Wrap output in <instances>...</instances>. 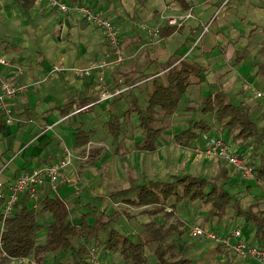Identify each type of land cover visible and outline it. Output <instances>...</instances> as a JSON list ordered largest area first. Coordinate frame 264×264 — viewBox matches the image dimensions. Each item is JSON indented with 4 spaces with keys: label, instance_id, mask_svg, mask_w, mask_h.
<instances>
[{
    "label": "trees",
    "instance_id": "obj_1",
    "mask_svg": "<svg viewBox=\"0 0 264 264\" xmlns=\"http://www.w3.org/2000/svg\"><path fill=\"white\" fill-rule=\"evenodd\" d=\"M35 1L14 0V3L20 9L29 10L35 5ZM182 2L183 8L189 7L186 0ZM176 27L161 26V36L172 33ZM230 45L233 46L230 53L236 54V59L240 60L244 56V50L235 47L233 41H230ZM118 67L114 68L128 88L131 103L129 107H124L121 103L122 91L111 97L109 116L106 119L107 130L120 147L126 140L125 118L129 113L136 112L141 139L136 140L134 145L140 149L154 150L157 148L158 138L168 128L164 120L178 109L180 100L191 87L201 82L210 66L197 60L191 61L179 54L170 56L162 63L165 68L163 73H144L137 68V62L126 68ZM135 89L146 92L145 105L141 104ZM94 98L96 96L78 97L69 101L63 108V114L70 112L73 106L79 108L88 104ZM244 100L234 102L225 90L217 88L203 96L199 107H186L188 111L211 114L214 121L203 116L191 118L187 126L174 131L173 138L178 143L190 145L201 141L205 133L224 134L223 131L229 130L234 133L238 142L246 143L241 150L250 151L249 159L256 171V178L258 176L264 179V155L255 152L251 146L254 143L260 146L264 142V129L253 119L252 107ZM216 122L220 123L222 132L215 129ZM6 128V123L0 118V134ZM74 136L75 145L86 146L91 140L92 129L81 123L75 127ZM225 137L227 138V134ZM101 149L97 151L95 147H91L89 159L95 160ZM226 164L214 176L176 172L165 178H150L143 182L133 179L128 186L112 190L110 198L122 200L128 206L142 207L140 212L149 215L141 230L127 226L119 228L116 225V218L120 213L118 210L107 212L93 207L74 217L71 207L60 193L46 191L39 207H33L28 194L24 193L5 220L3 248L9 255H26L39 261H49L50 264H93L89 260L91 245H97L104 253H118L123 264H189L192 259L187 253L193 242H187L184 235L185 232L191 234L190 223L186 226L187 221L176 211L182 200L209 204L206 219L211 223L210 227L216 230H226L237 222L240 223L234 219L222 226L221 220L231 208V216L244 217L245 233L252 224L254 239L264 240V207L259 201L251 203L247 208L241 203L236 193L226 186V182L231 179L230 165L228 162ZM3 204L4 199L0 198V222ZM126 212L131 216L128 210ZM45 214L49 215L48 220L45 219ZM157 217H162V221ZM146 246L150 248V253H147ZM216 247L230 263L232 251L222 244H217ZM0 258L7 259L1 254Z\"/></svg>",
    "mask_w": 264,
    "mask_h": 264
},
{
    "label": "crops",
    "instance_id": "obj_2",
    "mask_svg": "<svg viewBox=\"0 0 264 264\" xmlns=\"http://www.w3.org/2000/svg\"><path fill=\"white\" fill-rule=\"evenodd\" d=\"M68 1L71 3H77V1ZM186 1L189 3L188 8H183L184 4L182 0H83L78 2H89L91 4H94L106 15L110 16L117 24L122 36L123 50L126 57L125 61L123 62V64L126 63V66L123 68L129 67L132 63L136 62V60H133L135 59L134 57H136V55L138 56L139 53H141V51H143L144 49L141 48L142 50H139L140 44L147 36L146 31L142 27V23L154 21L153 23L156 25L171 26V24L168 23V16L180 14L191 9L194 12L195 16L189 18L182 27H176V29L172 33L162 36L159 42L161 46L159 50H152L150 54L146 56L145 62L143 63L144 65L139 67L138 63L137 68L139 70H143L146 66L147 72H154L153 74L163 73L165 71V68L162 67V63L165 62L170 56L180 54L181 57L186 56V58L191 61L197 60L200 63L208 64L210 67L207 72L214 73L215 79L210 78V76L205 75L204 73L201 82L194 85L200 89L198 90V92L200 91L201 95L206 94L207 89L209 90L207 94L214 92V90H216L217 88L225 90L224 86L226 85L227 80L231 76L235 75L234 73H232V69H234L235 66H233L232 64L228 65L229 57L227 56L225 58L223 56H225L226 53L232 55L230 52L232 51L233 46L230 45V41L235 42L237 48L240 47L241 49V47H247V45L249 44L247 40V36L249 35V33L247 32V27H249L250 22L252 21H246L245 19H242L241 22L235 27L237 30H234L231 33L233 39L225 40L223 39L224 37L221 36L220 32H225L226 30L230 29V27L225 29L226 25H223L221 23L218 29L215 30L216 32L212 33L207 32L209 30V27L206 29V31H204L205 28L202 27L206 24L207 18L220 11V7L226 2V0ZM257 1L258 2H255V15L260 21L256 20L255 28L259 29L262 33L264 32V3L261 2H263L264 0ZM238 3L239 5L245 4L241 0H238ZM15 6L18 7L16 4ZM41 8L50 10V22H52L53 29L58 30V34H54L52 30V33L54 34L53 37L57 39L56 42L54 38H50V45L52 46V48L58 49L59 52H62V48L65 44H71L73 42H79L82 44V49L77 54L79 63H76V65H86L94 59L104 58L110 55L104 38L103 30L99 26L87 22L82 17L79 11H77L76 9L61 11L48 6L45 0H36L35 5L31 9L26 11H29V17L31 16V18H33L35 13ZM10 10L11 9H8L6 14H4V16H1L0 23L2 26L10 27V29L12 30H17L20 36L19 39L22 40V43H25V36L31 38L37 33L33 29H31V31H27V28L25 26L28 24L37 29L35 26L36 24L32 25L34 23H31L30 20H27V17H24V14L20 10L19 14H21V17H14V13H11ZM230 16L231 14L229 15V17ZM87 29H89L88 33H85V30ZM10 40L11 39L7 40L5 47L0 50V54H5L10 57L15 64H22L26 67L25 73L20 77V79L29 82L30 86L26 91L18 94L12 100H10L11 107L13 108L15 115L18 117V120L11 124H6L7 128L0 134V136L4 134L5 136L12 139L8 142V145L5 149V152L11 153V156L9 155V157H7V154L4 153L0 157V169L2 170L0 177L2 180L8 181L13 179L19 173L23 172L26 169L50 164L62 156L63 146L68 145L74 151L75 157L73 159L72 165L69 168L65 169L61 174L59 180V193L66 199L70 207L72 204H75V202L85 204L86 202L83 197L84 181L83 183L82 181L80 182V179L83 177L81 168L83 167L84 163H87V161L88 163H95L97 160L99 161L107 152V149L104 146L106 145V142L99 139V130H97V127L92 125H97L96 122L101 117V114L106 116V119L108 118V106L110 104L109 101L112 98L110 97L107 99H101V92L98 88V76L96 72H92L91 74L84 76H78L71 71H65L67 72V75H65V79L61 83L63 84L62 88L65 90L66 98H63L59 103H55V85H59V80L62 78L55 79L54 77L62 76V74L65 72H50L49 69L55 63L64 64L65 55L57 53L58 61L51 62L50 65L44 64L41 60L37 59L27 66L23 64L28 63L25 56V47H19L18 44L11 42ZM197 40L198 43L193 45L195 42H197ZM262 41H264V39ZM58 42L61 44V46L58 45ZM262 45H264V43ZM184 46H186V49H181ZM192 46H194V48L188 51L190 48L187 49V47ZM11 49H13L12 52ZM263 49H259V52L262 53L261 59H263L264 61ZM216 50H220L219 52H221V54H216ZM243 50V54H245V49ZM244 57L245 55L240 60L237 59L236 67L242 62ZM259 65L260 64H256V66ZM71 66H75V64ZM259 68V70L264 69V64L260 65ZM114 71L115 68H110L105 72V85H107V87L111 90L119 88L111 85V83L114 81ZM10 74L11 68L0 63V81L4 78L10 77ZM38 76H46V78L39 84L33 83L34 79H36ZM236 76H240V73H237ZM262 78L263 77L260 74L259 79ZM238 79H240V77H238ZM212 86H217V88L212 90ZM123 90L122 92H124ZM135 93L141 97L142 92L140 90L135 89ZM188 94L190 93L188 92L185 95ZM87 96H96V98L92 99V101L82 107L78 108L73 106L70 112L63 114V108L66 103L73 99H77L78 97ZM239 98L240 100L245 99L244 96H241ZM56 110L60 111V116L58 117V119H55L54 122L56 123L50 124V118L53 115L52 112ZM178 112L179 110L177 109L171 116L174 117ZM0 118H3L1 113ZM63 123L66 125L70 124L75 127L82 123L86 127L92 129V137L90 140L91 143L88 156H86L88 144L86 146L75 145V136L73 137L71 144H67L61 141L59 144L56 143L55 136H61L59 131L53 130L52 132H50L49 130ZM173 134L174 132L170 129V126H168L167 130L158 138L157 148L154 150H158L161 147L168 146L167 142L172 139L174 141V145L178 149L187 151L188 149L185 148L186 145L176 142L173 138ZM18 137L19 139H17ZM139 139H141V133L140 137L136 140ZM136 140H134V143ZM200 142H203L202 139L201 141L194 142L193 144H199ZM125 143L128 149L131 148L130 146H128L126 140ZM134 143L132 148L134 147L135 149H137L138 154H145L146 152L153 151L137 148ZM91 147H95L97 151L102 148L101 152L98 153V156L93 161L89 159ZM119 150L120 149L118 145V147L116 148V152H119ZM233 171L236 172L235 169ZM135 176L137 175L129 174L128 179L130 180V182L133 179L136 180V182H143L138 181ZM146 178L156 179L150 176H147ZM102 186L105 188H103L102 190V188L100 187L98 191L99 193H101V195L105 196H109L110 192L116 188L125 187L115 186L111 188L108 193H106L107 188L105 181L104 185L102 183ZM96 191L97 189H95L94 192ZM101 206L102 204H100V207ZM98 209L100 208L98 207ZM210 224L211 223H209L208 221L204 226L209 227ZM236 224L240 225V223L238 222ZM191 225L192 223H190V226ZM243 227L245 229V224H243ZM249 240L264 244L263 239H254V231H251ZM215 244L217 245V243ZM107 254L108 257H106ZM107 254L105 255V257H102L103 264H119L117 260H111L118 257V253ZM233 255L235 256L237 254L233 252ZM237 256L242 258L245 264H255V260H252L253 258L241 257L239 255ZM6 261H10V264H19L18 262L11 260L10 258H7ZM6 261L0 259V264H7Z\"/></svg>",
    "mask_w": 264,
    "mask_h": 264
},
{
    "label": "rangeland",
    "instance_id": "obj_3",
    "mask_svg": "<svg viewBox=\"0 0 264 264\" xmlns=\"http://www.w3.org/2000/svg\"><path fill=\"white\" fill-rule=\"evenodd\" d=\"M241 1L245 4L239 5L238 0H226V2L220 7L219 12L207 18L206 24L202 28H205V26L208 25L209 30L207 32L212 33L216 32L215 30H217L222 23L223 25H226L225 29L229 27L230 29L226 30L225 32H220V34L224 37L223 39L229 40L233 39L231 33L234 30H237L235 27L241 22L242 19H245L246 21H252L250 22L249 27H247V32L249 33V35L247 36V40L249 44L247 45V47H241V49H245V57L242 62L236 67V54L229 55L228 53H226V55L223 56L225 58L227 56L229 57L228 65L232 64L233 66H235V68L232 69V73H234L235 75L231 76L227 80V83L224 87L226 92L229 94L228 97L234 102H240L239 97L241 96L245 97L246 103L250 104L252 107L253 119H255L260 124V127L262 129H264V104H261L259 99L255 96L256 89L264 88V69L259 70L260 65L264 64L263 59H261L262 53L259 52V49L262 50L264 48V45H262L264 43V41H262L264 39V32L261 33L259 29L255 28L256 20H259L255 15V2L258 1ZM261 3H264V1ZM8 9H11L10 12L14 13V17H21V14H19L20 10L24 14V17H27V20H30L31 23H34L32 25L36 24L35 26L37 29L27 24L25 26L27 28V31H31V29H33L37 33L31 38L25 36L24 39H26V42L22 43V40L19 39L20 36L17 30H12L10 29V27L2 26L0 23V50L5 47L7 40L11 39L10 41L18 44L19 47H25V56L28 63H23L24 65L28 66V64H31V62L37 59L41 60L44 64L50 65L51 62L58 61L57 53L65 55L64 66L66 67L79 63L77 54L82 49L81 43L73 42L71 44H65L62 48V52H59L58 49L52 48V46L50 45V38H54L53 35L58 34V30L53 29L52 22H50V10L41 8L35 13L34 17L31 18V16L29 17L30 12L21 10L16 7L13 0H0V22L1 16H4ZM230 14L231 16L229 17ZM153 22L154 21L146 23L149 25H156ZM52 30L54 34L52 33ZM88 30L89 29L85 30V33H88ZM54 40L56 41L57 39L54 38ZM196 43H198V40L193 45H195ZM58 45L61 46L59 42ZM141 45L142 43L140 44L139 50H142ZM160 47L161 46L159 43L153 48L146 47L143 49V51H141V53H139L138 56L136 55V57H134L135 59L133 60H136L137 64L139 63V67H141L144 65L143 63L145 62L146 56L149 55L152 50H159ZM185 47L186 46L181 49L184 50L186 49ZM193 48L194 46L187 47V49H189L188 51L192 50ZM12 51L13 49H11V52ZM219 51L220 50H216L215 53L221 54V52ZM125 64L126 63L122 64L118 68L125 67ZM256 64L260 65L256 66ZM141 71H143L144 73L147 72L146 66ZM60 72L63 73L65 71ZM153 73L154 72H148V74ZM237 73H240V76H236ZM260 74L263 77L262 79H259ZM65 75H67V72L63 73L62 76L54 77L55 79L62 78L59 80V85H55V103H59L63 98H66V93L62 88L63 84L61 83L65 79ZM205 75H208L210 76V78L215 79L214 73L207 72L205 73ZM238 77H240V79H238ZM113 78L114 81L111 83V85L115 87L123 86L124 92H122L123 99L121 103L124 104V107H129L131 103V96L127 93L128 88L126 89V84L120 78L118 71L115 70ZM215 88H217V86H212L211 89L214 90ZM198 90H200L198 87L193 86L189 91L190 94L184 95L180 100L178 105L179 112L174 117L169 116L164 120V123H166L167 126H170V129L173 132L177 128L187 126L191 118H200L203 116L208 118L210 121H214V118L211 114H203L201 111L188 112V110L186 109V107L189 105L199 107L201 105L203 96H205L209 91L207 89L206 94L201 95L200 91L198 92ZM146 99V92H142L140 97V102L142 105L146 104ZM52 113L53 115L50 118V124L56 123L54 122L55 119H58V117L60 116L59 110H56ZM96 123L97 125L92 126L97 127V130H99V139L106 142V145L104 146L107 149V152L99 161L97 160L95 163H88L87 161L86 164H83V167L81 168L83 177L80 179V182L82 181L83 183L84 181L83 197L86 203L81 204L79 202H75V204L71 205V210L74 217H78L81 212L85 210H91V208L98 206L101 210H105L107 212H116L117 210L120 212L116 218L118 221L116 225L119 228L122 226H127L141 230L143 228V223L149 219V215L140 212L142 207L128 206L122 200L116 201L109 196L101 195L98 190L100 187L102 188V190L103 188H105L102 186V183L104 185V181L106 182V193H108L109 190L115 186H127L130 182V180L128 179L129 174L137 175L135 177L138 181H144V179H148L146 178L147 176L154 178H165L168 175L176 172H194L204 176H214L217 174V171L223 164L227 165L226 161L223 160L220 156L209 155L206 152L201 153L200 155L197 154L199 152L197 151L196 147H198L199 144L186 145L185 148H187L188 150L182 151L174 145V141L172 139L167 142L168 146L166 147L164 146L158 150L146 152L145 154H138L137 149H135L134 147L132 148L134 140L138 139L141 133V128L138 126V114L136 112L129 113L126 116L124 122L126 142L131 148L128 149L126 143H124L120 145L119 152H116L118 141L114 140L107 130L106 116L101 114V117ZM74 127L75 126L73 125H66L63 123L55 126L49 131H59L61 136H55L57 144H59L60 141L71 144L74 137ZM215 129L222 132L219 122L215 123ZM223 133L224 135L227 134V139L236 148L241 149L246 144L244 141L238 142V140L234 138V133L229 130H225L223 131ZM17 139H19V137ZM10 140L12 139L5 136L4 134L0 136V157L4 153L7 154V157H9V155L11 156V153L5 152V149ZM202 145L203 144H201V146ZM251 146H253L255 152H259L264 155V142L260 144V146L256 143ZM228 167L231 173V179L226 182V186L232 192L236 193V195L240 198L241 203L247 208L249 205H251V203L259 201L261 206L264 207V179L257 176L256 179L247 180L243 178L239 172L233 171L234 169L231 165ZM95 189H97L96 192H94ZM100 204H102L101 207ZM209 206V204H206L203 201L182 200L176 211L179 212L180 215L187 221L186 226L188 225V222L192 224L206 225V214L208 212ZM126 210H128L131 216L127 214ZM231 213L232 209L230 208L228 209L227 215L221 220L223 227L224 224H229L234 219L239 220L240 224L242 225L246 224L244 217H234L231 216ZM44 217L47 220L49 219V215L47 214H45ZM157 219L159 221H162V217H157ZM253 230L254 225L251 224V226L248 228V231L246 232V235L249 239L250 233ZM184 238L187 240V242H193L192 247L187 253V255L192 259L189 264H245L244 260L237 255L234 256L233 252V257L231 255L232 261L230 263L227 262L224 255L220 254L219 251L216 250V244L209 238L203 236L197 238L196 236H192L187 232H185ZM146 251L147 253L151 252L150 248L147 246ZM106 254L107 253L103 252V257H105ZM106 257H108V254ZM0 259L3 260L2 258ZM111 260H117L119 264H123L121 255H118V257ZM252 260L254 261V259ZM6 262L7 264H10V261ZM46 262L49 263V261Z\"/></svg>",
    "mask_w": 264,
    "mask_h": 264
},
{
    "label": "built area",
    "instance_id": "obj_4",
    "mask_svg": "<svg viewBox=\"0 0 264 264\" xmlns=\"http://www.w3.org/2000/svg\"><path fill=\"white\" fill-rule=\"evenodd\" d=\"M48 6L61 11L76 9L82 17L88 22L99 26L104 33V38L110 55L104 58H97L86 65H75L66 67L64 64H53L50 72L69 70L75 75L84 76L96 72L98 76V88L101 92V99L113 97L121 92L122 88L111 90L105 85V72L107 69L120 66L125 61L123 50V41L120 29L114 20L89 2L71 3L68 0H45ZM219 12V11H218ZM194 12L190 9L180 14L167 17L168 23L180 28L189 19L194 17ZM146 31V38L142 42L141 48L156 46L162 36L160 34V25H149L142 23ZM208 28L205 26L204 31ZM0 63L11 68V76L0 81V113L6 124H11L18 120L10 100L18 94L26 91L30 84L23 81L20 77L25 73V67L22 64H15L10 57L0 54ZM46 76H38L33 83H41ZM127 88V86H126ZM255 95L264 103V88H258ZM201 143L196 147L199 154L206 152L209 155L220 156L229 163L241 176L247 180L256 179V171L250 162V151H243L236 148L225 137L224 134L205 133ZM91 141L88 142L86 156L89 153ZM201 144H203L201 146ZM63 154L56 161L40 165L31 169H26L11 180L4 181L0 177V198L4 199L2 206V218L0 222V254L18 262L19 264H49L46 261H39L34 257L22 255L12 256L5 251L2 243V233L5 228V220L12 213L17 202H19L24 193L29 196V201L33 207H39L42 204V198L46 191L59 193V180L62 172L69 168L75 157V153L68 145L63 146ZM2 170L0 169V176ZM193 236H204L217 244L228 247L232 252L241 257H250L255 260V264H264V244L250 241L244 232V227L235 224L226 230H216L200 224H192L189 229ZM103 252L97 245L89 247V260L93 264H103Z\"/></svg>",
    "mask_w": 264,
    "mask_h": 264
}]
</instances>
